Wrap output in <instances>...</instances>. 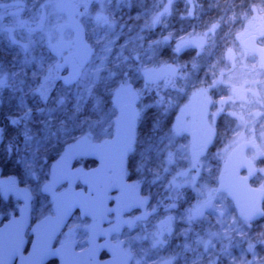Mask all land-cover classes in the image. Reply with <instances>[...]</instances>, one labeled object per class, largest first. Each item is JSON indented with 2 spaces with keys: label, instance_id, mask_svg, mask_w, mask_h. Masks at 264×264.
I'll return each mask as SVG.
<instances>
[{
  "label": "flooded vegetation",
  "instance_id": "af4514ba",
  "mask_svg": "<svg viewBox=\"0 0 264 264\" xmlns=\"http://www.w3.org/2000/svg\"><path fill=\"white\" fill-rule=\"evenodd\" d=\"M128 108L134 139L97 240L76 210L52 247L73 242L82 264H264V197L251 222L225 189L264 192V0H0V229L29 191L16 158L54 165L49 213L36 218L29 191L26 255L56 195L94 196L81 176Z\"/></svg>",
  "mask_w": 264,
  "mask_h": 264
},
{
  "label": "water",
  "instance_id": "95a60500",
  "mask_svg": "<svg viewBox=\"0 0 264 264\" xmlns=\"http://www.w3.org/2000/svg\"><path fill=\"white\" fill-rule=\"evenodd\" d=\"M81 36L78 38V60L83 63L87 57L82 49ZM75 77H73L74 81ZM66 81H71L66 79ZM135 115L131 109H125L118 119V131L116 137L111 141L104 142L98 149L97 160L99 165L93 171L82 175L83 182L88 186L91 194L83 190L77 191L69 188L54 198L53 215L38 222L32 230L34 236L30 251L25 255L24 248L27 243L25 233L31 224L32 195L19 187H16L17 196L23 201L18 217H13L0 229V233L20 238L19 247H15L16 240L13 239L12 247L6 251L0 250V264H46L51 259H57L59 264H82L80 255L74 249V243L68 242L53 248V244L63 229L67 226L70 218L76 210L83 216L96 221L95 228L91 231L89 242L95 243L96 233L101 231L106 219V207L109 202L110 182L120 184L123 180L122 171L125 165V154L130 149L134 139ZM115 168L117 170H115ZM114 171L110 174V170ZM76 178V176H75ZM51 187L58 186L63 179L54 174ZM235 200L240 215L248 220L254 221L262 217L261 202L264 192L247 187L225 188ZM9 245V244H8Z\"/></svg>",
  "mask_w": 264,
  "mask_h": 264
},
{
  "label": "rangeland",
  "instance_id": "374dc122",
  "mask_svg": "<svg viewBox=\"0 0 264 264\" xmlns=\"http://www.w3.org/2000/svg\"><path fill=\"white\" fill-rule=\"evenodd\" d=\"M75 100L78 103L81 100V97L77 96ZM96 142L99 143V140ZM35 153H36V151H34V154ZM60 158H63V157H60ZM38 159H40V158H38ZM16 160L18 162L23 163V164H21L22 168L20 167V170L17 169L19 171L20 175L16 176V180H13V182L23 185L29 191L31 190L33 192V194L36 196V198H35V206H36L35 216L37 219H39L44 214L50 212V200L48 197L42 198L41 202L43 203V205L41 203H38V201H40V196H42L41 193H44V186L47 184V180L49 182V180L52 176L54 165L52 164L48 169H43V168H41L42 166H40V164L37 163V158H35L33 156H23V157L19 156L18 158H16ZM39 175H40V177H39ZM40 178H43V184L42 185L38 183ZM239 224H241V222L239 220H236L237 229H235V230L242 231L244 226L243 225L239 226ZM251 228L254 229L253 227H251ZM65 237H69V233L66 232ZM83 238H86V235L83 237H80L79 241ZM237 261H238V258H237Z\"/></svg>",
  "mask_w": 264,
  "mask_h": 264
},
{
  "label": "snow or ice",
  "instance_id": "6c2138e0",
  "mask_svg": "<svg viewBox=\"0 0 264 264\" xmlns=\"http://www.w3.org/2000/svg\"><path fill=\"white\" fill-rule=\"evenodd\" d=\"M39 90V89H38ZM45 99H47V97H45ZM13 123L15 124L16 123V121H13Z\"/></svg>",
  "mask_w": 264,
  "mask_h": 264
},
{
  "label": "trees",
  "instance_id": "16d2710c",
  "mask_svg": "<svg viewBox=\"0 0 264 264\" xmlns=\"http://www.w3.org/2000/svg\"><path fill=\"white\" fill-rule=\"evenodd\" d=\"M47 158H48V157H47ZM48 159H52V157H49ZM40 160H42L41 157H40Z\"/></svg>",
  "mask_w": 264,
  "mask_h": 264
}]
</instances>
